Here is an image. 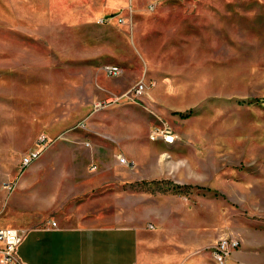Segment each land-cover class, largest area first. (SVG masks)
I'll return each instance as SVG.
<instances>
[{"label": "rangeland", "instance_id": "374dc122", "mask_svg": "<svg viewBox=\"0 0 264 264\" xmlns=\"http://www.w3.org/2000/svg\"><path fill=\"white\" fill-rule=\"evenodd\" d=\"M140 80L152 82L141 97L94 115L132 118L135 155L165 150L177 164L139 186L191 205L189 264H217L223 237L241 242L227 264H264V0H0V169L31 151L20 142L50 140L52 126L90 117L95 101ZM156 127L176 143L158 149Z\"/></svg>", "mask_w": 264, "mask_h": 264}, {"label": "crops", "instance_id": "0c3cea01", "mask_svg": "<svg viewBox=\"0 0 264 264\" xmlns=\"http://www.w3.org/2000/svg\"><path fill=\"white\" fill-rule=\"evenodd\" d=\"M106 120L101 114L93 127L52 126L40 157L25 169L21 152L7 155L9 168L0 169V226L28 231L18 251L26 264H189L197 246L191 205L170 191L139 186L168 179L177 164L163 159L165 150L147 160L135 155L132 118L122 125ZM36 144L33 137L15 149ZM120 154L131 164L120 163ZM92 164L98 168L91 170ZM10 182L12 189L5 186Z\"/></svg>", "mask_w": 264, "mask_h": 264}, {"label": "built area", "instance_id": "2783aa9c", "mask_svg": "<svg viewBox=\"0 0 264 264\" xmlns=\"http://www.w3.org/2000/svg\"><path fill=\"white\" fill-rule=\"evenodd\" d=\"M104 18L100 22H104ZM123 19L120 18V22ZM106 72L111 76H120L123 69L118 64H111L106 66ZM152 82L146 80H140L137 84L127 89L122 96H117L115 98H110L106 100H98L94 102V112L102 110L113 103H116L122 97L135 100L137 97H141L145 91L150 88ZM78 126L87 128L85 122L81 121ZM150 139L154 141H162L167 145H174L177 141L176 135L169 129L154 128L150 133ZM48 138L45 135H41L37 140L36 149L31 150L21 159V168L25 169L30 166L34 161H36L42 151L44 150ZM86 146H90L91 143L87 141ZM120 163L130 165L131 163L127 158L120 154L118 155ZM98 168L97 164H92L91 170H96ZM5 186L9 189L14 187L13 183H6ZM52 226H56V221H53ZM150 228H153V224H149ZM28 231L25 229L16 228L13 226H0V264H26L19 256V247L25 240ZM241 242L235 237H223L219 239L217 244L212 248V255L217 262V264H227L234 250L239 248Z\"/></svg>", "mask_w": 264, "mask_h": 264}]
</instances>
